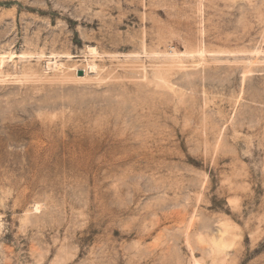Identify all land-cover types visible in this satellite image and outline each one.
Instances as JSON below:
<instances>
[{"label":"rangeland","instance_id":"1","mask_svg":"<svg viewBox=\"0 0 264 264\" xmlns=\"http://www.w3.org/2000/svg\"><path fill=\"white\" fill-rule=\"evenodd\" d=\"M0 63V264H264V0H0Z\"/></svg>","mask_w":264,"mask_h":264},{"label":"bare ground","instance_id":"2","mask_svg":"<svg viewBox=\"0 0 264 264\" xmlns=\"http://www.w3.org/2000/svg\"><path fill=\"white\" fill-rule=\"evenodd\" d=\"M1 66H2V64L0 63V67H1ZM89 69H90L91 72H93V71L96 69V66L93 65V66H91ZM89 69H87V70H89ZM88 72H89V71H88Z\"/></svg>","mask_w":264,"mask_h":264}]
</instances>
